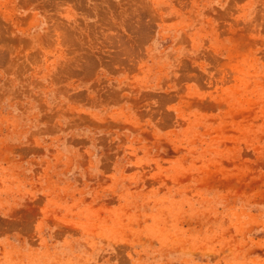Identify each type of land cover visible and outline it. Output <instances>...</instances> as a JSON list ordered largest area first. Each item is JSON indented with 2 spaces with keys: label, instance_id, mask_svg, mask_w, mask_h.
Returning <instances> with one entry per match:
<instances>
[{
  "label": "rangeland",
  "instance_id": "374dc122",
  "mask_svg": "<svg viewBox=\"0 0 264 264\" xmlns=\"http://www.w3.org/2000/svg\"><path fill=\"white\" fill-rule=\"evenodd\" d=\"M0 264H264V0H0Z\"/></svg>",
  "mask_w": 264,
  "mask_h": 264
}]
</instances>
